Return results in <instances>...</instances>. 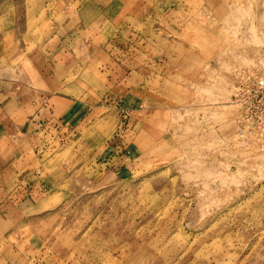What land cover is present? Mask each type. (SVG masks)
<instances>
[{
	"label": "rangeland",
	"instance_id": "rangeland-1",
	"mask_svg": "<svg viewBox=\"0 0 264 264\" xmlns=\"http://www.w3.org/2000/svg\"><path fill=\"white\" fill-rule=\"evenodd\" d=\"M142 1L0 0V72L85 104L45 152L29 149L18 176L4 173L23 187L16 200L38 202L24 212L38 225L0 239V264H264V0H175L188 11L177 28L157 11L120 12L157 4ZM98 13L131 39L112 50L132 73L113 108L102 63L77 62ZM117 137L131 149L120 171L106 159Z\"/></svg>",
	"mask_w": 264,
	"mask_h": 264
},
{
	"label": "crops",
	"instance_id": "crops-1",
	"mask_svg": "<svg viewBox=\"0 0 264 264\" xmlns=\"http://www.w3.org/2000/svg\"><path fill=\"white\" fill-rule=\"evenodd\" d=\"M128 1L130 0H124L126 6ZM146 2L152 5L154 2L157 4L155 8L151 6L145 8L137 7V9H132L129 12L126 7L124 11H119L124 13L125 16L130 15V18H140V16L146 15L147 12L154 14L157 11L159 16L167 20V24H170L174 28L180 26L178 17L188 14V11L184 7L178 6L175 0H143L140 6ZM104 15L108 16L105 13H98L90 21V25L87 28L90 37L86 39L79 38L81 36L79 29L68 32L70 35L76 33V37L80 39V48L85 51L83 54H80V57L78 56V63H86L88 67L92 68L93 66L92 69H94V65L97 62L100 61L102 63L103 67L99 66L98 71L100 72V70L105 69L103 73H105L107 85L111 86L106 87L107 90L105 91L104 98L105 101H108L109 108H113V104L116 105V93H113V89L121 87L120 83L129 78V75H132V73L127 65L129 62L126 63L125 59H119L120 57L114 56L112 50L117 47L126 48L125 43L127 40L131 41V39L129 35L126 38L121 35L122 31L126 32L125 27L121 25L122 20L116 19L111 22ZM107 25H111L114 28L113 34L102 42V31ZM154 25L155 31L161 32L163 38L170 39L166 25L160 24V22ZM124 26L128 28L131 34L137 32L134 30L132 23L127 22ZM15 31V29L10 31L12 32V39L15 37ZM113 37H116V39H113ZM0 38H2L1 34ZM145 39H141V41L144 40V46L147 45ZM3 43L4 39L0 41V47ZM106 45L111 47L110 52L105 51ZM130 46H133V42H131ZM122 55L124 57L128 54L126 52ZM146 64H149V62H146ZM84 70L85 67L83 68V72ZM139 87L142 88L143 85ZM21 88L25 89V91H22ZM141 90L143 92V88ZM118 100L120 101V99ZM126 102L123 101V103ZM77 105L80 107L76 111H79L83 109L85 104L66 93L37 88L31 85L30 78L20 77L19 79V77H16L9 70L0 72V239H3V241L8 239L10 232H18L23 227L22 224L28 226L34 232H36L38 225L36 217H27L24 213L27 208L36 207L38 202H36L33 196H27L23 201L16 200V195L12 193L18 189L22 190L23 187L19 185V182L14 183L11 189L8 188V185L3 182L4 173L12 171L8 169H13L14 175L18 176L19 171L16 166H18L19 162L24 163L29 149L33 150V153L37 155L39 152H45L47 148L51 147L50 142H54V139L57 138L55 132L59 130L58 133H62L64 129L62 126L67 124V118H71L77 113L75 111ZM118 136L120 138V135ZM119 138L117 137L110 142L108 146L109 150L106 154L107 161L112 164L115 162L116 165L121 164L117 171L125 169L124 164H127V161L131 159L130 147L122 149L123 147L117 144V141L123 142ZM29 187H31L30 184ZM39 220L41 221L42 219L40 218ZM16 236L20 238L19 233Z\"/></svg>",
	"mask_w": 264,
	"mask_h": 264
},
{
	"label": "built area",
	"instance_id": "built-area-1",
	"mask_svg": "<svg viewBox=\"0 0 264 264\" xmlns=\"http://www.w3.org/2000/svg\"><path fill=\"white\" fill-rule=\"evenodd\" d=\"M241 73L237 72L236 73V80H235V84L233 83V85L231 86V96L234 98V102L236 101V103H239V97L242 95L241 91L242 89L239 87V83H241V81L244 78L249 79V75L247 73V71H240ZM254 86L257 88H261L264 86V79H262L261 77L255 78L254 81Z\"/></svg>",
	"mask_w": 264,
	"mask_h": 264
}]
</instances>
